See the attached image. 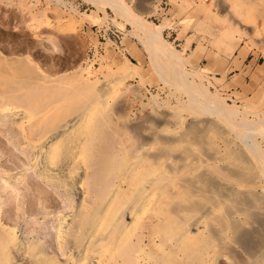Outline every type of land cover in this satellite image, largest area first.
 Here are the masks:
<instances>
[{"label":"rangeland","instance_id":"rangeland-1","mask_svg":"<svg viewBox=\"0 0 264 264\" xmlns=\"http://www.w3.org/2000/svg\"><path fill=\"white\" fill-rule=\"evenodd\" d=\"M119 1L130 14H117L107 6L103 12L89 0H0V94H18L26 86L35 90L85 77L90 83L93 79V84L99 82L94 85L98 89L106 69L119 74L128 71L126 60L135 64L133 73L121 78L108 95L106 108H99L103 110H99L101 128L111 137L109 151L114 154L111 159L116 168L137 162L144 180L160 179V190H155L159 210H145L136 228L140 243L135 253L154 256L163 264H186L182 260L190 256L184 257L179 251L180 244L188 240L186 228L199 210L215 204L216 198L224 199L226 186L238 183L235 186L241 190L231 197L226 212L264 200V180L245 148L259 143L257 147L264 154V136L251 130L256 125L264 127V0ZM34 18L57 22L52 30L28 31L25 22ZM135 19L164 26L161 37L180 56L176 67L158 52L152 54ZM53 27L60 28L57 31ZM41 34L49 38H41ZM190 87L204 88L208 95H216L223 104L237 109L238 120L202 113L207 107L191 99ZM84 101L89 102L87 98ZM47 102L49 108L52 104ZM40 112L29 116L28 126L38 122ZM3 135L1 132V223L19 228L33 247L41 249V258L50 259L44 263L67 264L64 254L70 242L65 241L63 248L57 244L55 215L71 209L72 197L47 185L39 186L30 170L26 183H18L17 189L9 191L1 176L13 167V172L21 167L26 170L31 155L28 150L17 149L7 153ZM19 137L17 134L15 139ZM115 176L111 178L113 185L119 182ZM94 202L88 194L85 203L95 208ZM263 212H250L241 224L234 225L236 234L227 239L233 243L224 240L219 244L217 249L229 253L233 264H245L258 248V241L264 243ZM42 215L44 222L35 218ZM218 219L223 228L224 219L216 217L215 222ZM159 237H167V244H159ZM196 238V245L210 244L209 237ZM17 258L12 254L7 264ZM230 260L225 263L220 259L218 264Z\"/></svg>","mask_w":264,"mask_h":264},{"label":"bare ground","instance_id":"bare-ground-1","mask_svg":"<svg viewBox=\"0 0 264 264\" xmlns=\"http://www.w3.org/2000/svg\"><path fill=\"white\" fill-rule=\"evenodd\" d=\"M89 1L103 12L107 6L117 14H130L119 0ZM93 21L92 23H94ZM135 21L141 25V28H138L142 29L145 36L144 41L150 47L152 54L158 52L166 58L168 64L176 67L180 56L173 50V45L171 46L161 37L164 26L153 24L147 20L141 22L135 19ZM54 22L49 18H34L25 22L24 28H27L28 31L45 28L52 30L51 27L55 26L57 21L54 20ZM53 28L57 29V27ZM40 37L48 39L49 35L41 34ZM126 64L129 67L125 70L128 71H121L119 74L110 71L109 68L106 69L102 84L98 89H95L94 85L98 86L99 82L95 80L93 84V79V82L90 83L91 80L88 78L90 80L88 82L85 77L84 80L80 78L81 80L77 79L75 82L61 83L56 86L43 85L35 90L28 89L25 85L26 89L21 93L0 94V123H2L0 133L3 132V136L6 137V152L9 153L14 149L28 150L31 155V163L28 165L29 167H25L26 170L21 167L19 172H13L15 171L14 167L9 168L8 172H4L1 177L6 184L5 187L9 188V191H14L18 187V183H26L27 172L30 170L39 186L47 185L53 189L64 191L72 197L71 209L69 208V211L64 215H60L61 212H57L55 215L58 222L55 230L57 244L63 248L65 241L69 240L70 242L68 250L64 254L67 264H163L154 256L148 254L139 256V251L135 253L136 246L140 243L136 228L141 225L145 210L150 208L159 210L155 190L156 188L160 190L157 184L160 179L153 177L144 180L140 176L141 170L137 162H131L125 168L123 164H121L122 168H116L111 159L113 153L110 154L109 151L111 137L101 128L100 111L103 110L100 109H105L108 105V95L116 90L121 78L133 73V69L136 67L129 60H126ZM88 74L89 72L85 75L90 77ZM188 89L193 94L191 99L195 103L204 104V107H207V110H202V113L212 112L218 115L219 119L226 121L239 117L237 109L223 104L216 95H208L204 88L198 90L190 87ZM85 98L89 102H85ZM45 101L52 105L47 108ZM15 103L21 105L16 107ZM82 106L83 109H81ZM33 112L37 115L40 112L41 115L38 116L39 119L36 118L37 123L34 122L35 124L28 126L26 121ZM251 130L257 131L262 137L264 136V127L256 125ZM17 134L20 137L15 139ZM257 145L254 142L251 145H245V148L249 152L250 160H255L254 165L259 167L260 179L264 180V154L261 155V148L259 149ZM108 152L109 157L107 156ZM115 152L119 154V151ZM186 160L194 163V160L188 158ZM202 162L204 161L199 164ZM230 162H227L229 163L228 167L231 165ZM16 170L18 169L16 168ZM126 170L130 171L129 175ZM114 173L115 178L119 179L117 185H113L111 181V178H114ZM18 174L20 177L16 180L15 176ZM103 179L105 180L102 181ZM237 184H232V187L226 186L224 199L216 198L215 204L199 210L194 215L185 232L188 240L182 242L179 249L184 257H191L182 260L186 264H218L220 259L221 261L223 259L225 263L231 259V263L228 264H233L232 257L228 256L229 253L226 255L224 250H218L219 244H223L224 240V243L229 242V235L236 234L237 225L235 227L234 225L237 222L239 225L250 212L259 213L264 209V200L258 199L253 204L251 202V205L249 202V205L246 203L247 205L235 206L226 212V205L231 201V197L235 193L241 192L235 186ZM261 188L263 191L261 193L264 195V185ZM88 194L94 197L95 208H91L92 205L85 203ZM2 210L4 207L0 198V264H7L12 254H17L18 258L11 264H46L50 259L45 256L46 259L41 258V249L33 247L32 241L25 237L18 230L19 228L14 225H2L1 217L4 212ZM216 217L224 219L225 222H223L226 224L223 228L219 225L221 222L219 219L216 221L220 227L218 228L214 224ZM35 218L40 222L45 221L43 215ZM210 233H214V235L212 236ZM196 237H209L210 244L208 243V246L205 247H201L199 244L198 246L194 242ZM166 239L167 237H159V244L166 245L167 243H164ZM233 240L234 237L231 238V241ZM258 242L260 243V241ZM262 242L264 241L262 240ZM234 243L238 244L235 241ZM259 243L257 244L258 248L253 249L254 252L250 253V255L253 254L252 256L246 253L250 258V260L247 259L248 264H264V243ZM231 246L233 245L231 244ZM167 264L175 263L170 261Z\"/></svg>","mask_w":264,"mask_h":264}]
</instances>
